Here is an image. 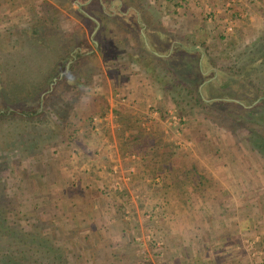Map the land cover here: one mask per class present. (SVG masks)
Returning <instances> with one entry per match:
<instances>
[{"label":"rangeland","instance_id":"374dc122","mask_svg":"<svg viewBox=\"0 0 264 264\" xmlns=\"http://www.w3.org/2000/svg\"><path fill=\"white\" fill-rule=\"evenodd\" d=\"M80 1L84 0H29L22 18L0 19V60L8 68L6 76L12 77L16 71L19 73L16 79L21 81L27 77L20 74L26 75L32 70L40 74L43 67L52 63L53 51H42L41 58L34 60L28 55L30 43L26 41L25 32L44 15L46 19L61 20L67 33L81 37L86 50H92L87 53L92 56L81 67L83 72H78L83 78L88 74L93 76L92 81L84 85L86 92L99 86L102 76L117 78V70L125 72L132 63L137 66L144 62L154 64L155 72L147 81L146 92L151 100L154 99L151 111L160 112L161 123H168V112L173 110L184 118L181 124H191L185 133L183 128H176L178 138L173 143L176 149L171 152L187 160L202 161L201 172L211 170L233 176L235 205L247 202L245 213L252 223L242 248L249 254L252 264H264V260L258 258L264 257V245L258 237L264 236V156L252 143V130L264 129V124L256 122L264 114V54H261L262 64L249 59L252 55L249 52L264 40V23L247 36L244 34L246 27L240 25L237 33L219 29L222 36L191 37L195 41H207L208 49L199 44L197 48L203 52L206 74L215 70L214 77L198 87L203 99L213 103L204 108L186 89L191 86L192 79L188 73L191 77L194 75V71H188L193 64L192 58L174 47L175 42L181 40L178 30L200 19L178 21V6H169L162 0H130L129 10L124 6L129 0H102L106 17L97 21L93 30L86 18L96 16V9L100 7L93 0L83 9L85 14H80ZM51 6L59 8V12L55 13ZM169 13L172 16H168ZM152 30H164L169 34L152 35ZM162 43H166L165 46ZM168 48L172 51L165 55ZM180 63L183 69H176L174 64ZM66 66L69 70L72 63ZM166 66L174 69L185 87L165 74ZM65 82L74 83L75 78L69 77ZM129 86L130 83L121 85L123 90L116 89L128 96L132 92ZM114 96L119 99L109 101L110 104L106 101V105L97 98L92 120L77 119V114L88 111L81 101L76 104L75 116L73 114L68 122L48 107L45 109L47 121L38 124L25 116L0 117V190L7 206L1 216L6 218L8 226L31 233L30 242L33 234H38L59 248V261L45 264H160L163 260L164 232L157 228L163 217L161 211H140L143 195L130 192L129 186L120 189L122 182L130 177V168L126 170L124 164L120 167L115 163L121 158L139 160L144 147L137 148L139 152L127 151L123 156L121 148L130 150L137 141L124 139L114 146L109 143L115 141L116 132L112 126L120 122L119 116L122 117V111L116 107L129 101H123L126 97L119 93ZM225 96L230 103L221 106L217 100ZM98 122L100 125H96ZM178 132L185 134L181 138L186 136V139L180 141ZM108 144L110 147H106ZM179 148L186 152H178ZM104 149L110 152V163L102 162L107 160ZM165 149L170 152L169 146ZM224 182L231 184L232 181L229 178ZM244 190L242 196L240 192ZM120 238H125L129 244H116L114 240ZM18 245L19 240L0 237L1 253H8L7 249ZM27 246L23 242L21 248ZM62 259L64 261H60Z\"/></svg>","mask_w":264,"mask_h":264},{"label":"crops","instance_id":"0c3cea01","mask_svg":"<svg viewBox=\"0 0 264 264\" xmlns=\"http://www.w3.org/2000/svg\"><path fill=\"white\" fill-rule=\"evenodd\" d=\"M162 2L168 3L169 6H178L176 13L178 21L200 19L201 23L178 30L177 35L186 37L222 36L223 32H218L219 29L230 33L234 30V33H237L240 25L246 27L244 34L247 36L264 23V0H162ZM28 4L29 0H0V19L7 16V19L22 18ZM168 16H172L171 13ZM229 25L232 26L231 30H227ZM155 34L166 36L169 33L164 30H152V35ZM179 42L187 43L182 39L175 43ZM164 44L166 43H162L163 46ZM168 49L165 55L172 51L171 48ZM153 66L154 64L148 65L147 62L140 63V66L132 63L130 69L125 72L117 70V78L102 76L99 86L86 92L81 98L87 110H90L91 101L97 97L110 104L117 99L114 93H119L126 97L125 100H129L128 103L116 107L122 111V119L119 116L120 122L112 126L116 132L115 141L109 143L114 146L115 142L120 145L124 139L137 141L130 150L121 148L123 156L127 151L139 152L137 148L144 149L141 150L143 152L140 151L137 161L121 158L115 163L120 167L124 164L126 168H123L126 170L130 168L128 170L130 177L123 182L121 180L120 189L129 186L130 192L143 195L142 201L139 202L140 211H161L163 217L157 228L164 232L162 237L165 240V247L160 264H252L249 254L242 248L252 226L250 217L245 213L244 206L247 202L235 205V188L231 179L233 176L210 169L206 173L201 172L202 161L187 160L180 156L181 154L177 156L171 152L173 148L176 149L173 147L178 138L176 128H183L182 131L185 133L191 124L189 122L185 125L173 124L168 118V123L163 121L162 124L159 119L160 112L151 111L154 99L151 100L146 92L149 86L147 81L151 73L155 72ZM129 83L132 92L128 96L127 93L116 89ZM184 135L178 132L180 141L186 139V136L184 139L181 138ZM104 144H107V140ZM168 146L170 152L165 149ZM105 151L104 157L107 160L102 162L110 163L112 161L111 157H108L110 152L107 149ZM178 152L186 151L179 148ZM229 178L231 184L225 183L224 181ZM244 193L245 190L240 192L242 196ZM125 194L127 196L128 192L125 191ZM239 206L242 207L238 208ZM258 237L262 239L260 242L264 245V236ZM114 242L122 246L129 244L125 238ZM258 258L263 262V256Z\"/></svg>","mask_w":264,"mask_h":264},{"label":"trees","instance_id":"16d2710c","mask_svg":"<svg viewBox=\"0 0 264 264\" xmlns=\"http://www.w3.org/2000/svg\"><path fill=\"white\" fill-rule=\"evenodd\" d=\"M91 1L93 0H84L83 2L80 1L78 12L80 14H85L83 13V9L86 5L88 6L91 4ZM41 3L42 4L39 6L40 9L43 8V2ZM96 3L98 7H100L98 10L96 9L97 15H87L88 17L86 18L91 23V26H93V30L97 26V21L100 22L103 17H106V10L103 1L96 0ZM130 4V0L124 3L126 10L131 8ZM52 9H54L55 13L60 10L57 7L51 6V10ZM45 13L47 14V9H45ZM43 17L44 18H42V20L34 23V26L30 28L29 32H25V35L27 36L26 41L30 43V53L28 52V55L34 60L41 58L42 51H53L52 63H50L48 67H43V71L40 74H35L33 70L26 75L25 73L20 74L21 77H27L26 79L20 81L16 79V77L19 76V73L16 71L12 77L6 76L8 68L4 65L3 61L0 60V117H7L9 115H19L20 117L25 116L29 118L30 121H35V123L38 124L47 121L48 116L45 109L48 107L50 110H54L60 119H65L66 122H68L69 119L71 121L73 114L74 116L76 114V104L80 102L81 98L86 94L84 85L92 81L93 76L90 74H88L86 78H83V76L78 73L83 72L81 67H84L85 62L87 63V59L92 56V54H87L88 52H92V50H86L87 46L82 45L84 40L80 41L81 37L72 36L67 33L61 24V20L57 22L54 18L51 20L49 18L46 19L45 15ZM179 37L189 44L179 42L176 44V47L179 48L183 54L192 58L193 63L192 67H188V71H194V75L191 77L188 73L189 77L192 79L189 82L191 86L186 87L187 92L193 97L197 104L204 108H208L210 107L209 105H213V103H207L203 99L198 87L205 83L208 79L213 78L215 70H209L210 72L206 74L202 60L203 52L197 48V44H199L208 49V43L206 40L195 41L191 37L182 35H179ZM249 53L252 54L249 59L255 64H259L263 61L261 54H264V40L261 39V42L257 43L255 50H251ZM194 56L197 57L194 59ZM26 57L27 56H24V58ZM68 63H72L69 70H67L66 66ZM213 64L215 65L216 63L213 62ZM244 64L245 62H243L242 65ZM174 65L176 66V69H183L181 63ZM164 72L168 77L176 81L177 84L184 85V87L186 86L178 74L174 72V69L166 66ZM185 76L183 77L185 78ZM69 77H74L75 82L67 84L65 80L69 79ZM43 94H45L44 97ZM97 98L91 101L94 106L92 105L93 107L85 112L87 115H85V113L76 115L78 120H82L83 117H85L84 120H92V111H94L93 109L97 101L100 100V98H98L99 100ZM214 98L215 97H210V99ZM228 98L229 97L226 96L220 97L217 100V103L224 106V104L230 103ZM101 100L103 103L106 102L103 99ZM238 104L244 105L242 102H239ZM252 121H254V119H252ZM257 121L264 124V114H262L261 118H258L256 122ZM68 125L72 126V124ZM253 128L254 127H252V129ZM252 136L253 145L264 156V129L259 130V132L252 130ZM29 147H31V145H29ZM1 187L2 182H0V189ZM2 192L3 191L0 190V237H12L14 238V241L19 240L20 245L12 249H7L9 250L8 253H1L0 251V264H45L49 262H58L61 251H59V248H55V246L49 244L45 237L33 234L30 242L29 236L32 235L31 233L8 226L6 218L1 216L3 211L7 208L3 200L4 195ZM25 238H28V240ZM23 242L25 245H28L26 248H21ZM44 260L46 262H43ZM60 261H64V259Z\"/></svg>","mask_w":264,"mask_h":264},{"label":"built area","instance_id":"2783aa9c","mask_svg":"<svg viewBox=\"0 0 264 264\" xmlns=\"http://www.w3.org/2000/svg\"><path fill=\"white\" fill-rule=\"evenodd\" d=\"M231 30L232 26H228L227 30ZM122 100L124 101L125 98H122ZM154 112H158L157 110H154ZM168 118L170 119L171 123H176V124H181V122L184 120V118H181L180 116H178L173 110H170V112H168ZM119 184V182H118Z\"/></svg>","mask_w":264,"mask_h":264}]
</instances>
